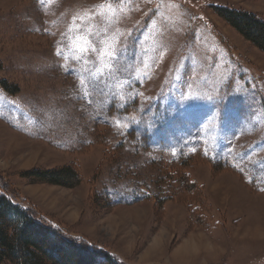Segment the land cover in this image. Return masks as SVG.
I'll return each mask as SVG.
<instances>
[{
  "label": "rangeland",
  "instance_id": "rangeland-1",
  "mask_svg": "<svg viewBox=\"0 0 264 264\" xmlns=\"http://www.w3.org/2000/svg\"><path fill=\"white\" fill-rule=\"evenodd\" d=\"M211 6L264 20V0H0V193L125 264H264V53ZM62 165L72 190L19 176Z\"/></svg>",
  "mask_w": 264,
  "mask_h": 264
},
{
  "label": "trees",
  "instance_id": "trees-1",
  "mask_svg": "<svg viewBox=\"0 0 264 264\" xmlns=\"http://www.w3.org/2000/svg\"><path fill=\"white\" fill-rule=\"evenodd\" d=\"M213 12L249 44L264 53V20L254 13L211 6ZM0 86L7 89L5 81ZM18 89L12 86L11 93ZM28 182L44 183L66 189L77 187L81 176L76 168L62 165L54 168H31L19 171ZM195 186L194 183H191ZM195 190V189H194ZM189 190H184V192ZM160 204V203H159ZM162 205V204H160ZM160 205L159 208L161 207ZM195 218L191 217L194 224ZM0 264H125L105 249L90 245L85 239L68 235L46 223L28 207L0 193Z\"/></svg>",
  "mask_w": 264,
  "mask_h": 264
}]
</instances>
